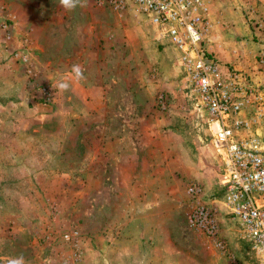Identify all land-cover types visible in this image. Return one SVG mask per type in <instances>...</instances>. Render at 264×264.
Returning a JSON list of instances; mask_svg holds the SVG:
<instances>
[{
  "label": "rangeland",
  "instance_id": "1",
  "mask_svg": "<svg viewBox=\"0 0 264 264\" xmlns=\"http://www.w3.org/2000/svg\"><path fill=\"white\" fill-rule=\"evenodd\" d=\"M81 5L0 0V264H134L122 237L156 225L155 264L164 228L187 264H258L220 203L222 162L177 52L134 0ZM209 6L231 60L211 52L264 92V0ZM254 105L264 113V97ZM201 204L216 207L217 238L189 219Z\"/></svg>",
  "mask_w": 264,
  "mask_h": 264
},
{
  "label": "built area",
  "instance_id": "2",
  "mask_svg": "<svg viewBox=\"0 0 264 264\" xmlns=\"http://www.w3.org/2000/svg\"><path fill=\"white\" fill-rule=\"evenodd\" d=\"M155 28V39L178 54L191 91L206 111L212 143L222 162L220 203L264 264V113L254 105L264 92L248 75L208 50L210 0H134ZM251 112L248 117L243 114ZM260 125V126H259ZM193 189V188H191ZM216 207L197 205L189 219L207 237L218 236ZM215 245L221 246L218 241Z\"/></svg>",
  "mask_w": 264,
  "mask_h": 264
},
{
  "label": "crops",
  "instance_id": "3",
  "mask_svg": "<svg viewBox=\"0 0 264 264\" xmlns=\"http://www.w3.org/2000/svg\"><path fill=\"white\" fill-rule=\"evenodd\" d=\"M210 22H211V28L208 31V35H207V44L210 51L216 53L219 55V57H221L223 60H231V56L228 53L222 52L219 49V45L221 44V42H219V38L221 36L220 33H218L217 30V26L215 25V18H216V14H215V8L213 6V9L210 8ZM211 16L213 18V20L211 19ZM217 39V40H216ZM218 41V43H216ZM261 53L264 54V50L261 51ZM246 62H244V65H246ZM264 75V74H263ZM262 76L257 75L256 78L261 79ZM264 77V76H263ZM262 84H264V78L263 80L261 79ZM157 225L155 227H152V229H148V231L150 232V235L148 237V239H142V238H136V237H131V238H125L126 236H123L121 239V249L124 252V254H126V258L129 259V253L132 254V261L134 264H155L154 260L157 261V258L155 256V251L157 250V244L155 243V239L152 238V236L156 233L157 231ZM161 235H162V242L163 243V248L164 250H168L170 251L168 256H166V259L163 258L164 263L163 264H177L176 261H178V264H187V260L179 253V251L177 253L176 250L175 252L173 251V248L171 247V244L169 243L168 239H167V234L165 235V232L167 233V231H169V228L166 229H160ZM161 248V247H160ZM124 249V250H123ZM129 252V253H128ZM128 253V254H127ZM155 256V257H154ZM162 258H159L158 260L160 261Z\"/></svg>",
  "mask_w": 264,
  "mask_h": 264
},
{
  "label": "clouds",
  "instance_id": "4",
  "mask_svg": "<svg viewBox=\"0 0 264 264\" xmlns=\"http://www.w3.org/2000/svg\"><path fill=\"white\" fill-rule=\"evenodd\" d=\"M60 5L64 7L66 10H73L75 9L78 5H81V0H59ZM82 6V5H81ZM71 74L76 80H81L83 79V68L79 64H73L71 66ZM57 87L61 91H66L70 88V83L68 81L61 82L57 85ZM7 264H25L23 256H18L14 258H10L7 261Z\"/></svg>",
  "mask_w": 264,
  "mask_h": 264
}]
</instances>
